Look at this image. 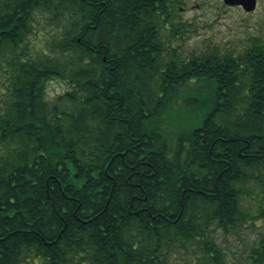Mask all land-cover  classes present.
<instances>
[{
	"label": "trees",
	"instance_id": "trees-1",
	"mask_svg": "<svg viewBox=\"0 0 264 264\" xmlns=\"http://www.w3.org/2000/svg\"><path fill=\"white\" fill-rule=\"evenodd\" d=\"M179 3L0 0V264H215L249 222L264 35L182 58Z\"/></svg>",
	"mask_w": 264,
	"mask_h": 264
},
{
	"label": "rangeland",
	"instance_id": "rangeland-1",
	"mask_svg": "<svg viewBox=\"0 0 264 264\" xmlns=\"http://www.w3.org/2000/svg\"><path fill=\"white\" fill-rule=\"evenodd\" d=\"M179 12L176 21L186 24L185 32L176 38H171L167 46L176 49L183 57L191 53L206 52L210 49L239 52L250 46L251 42L264 35V20L258 11L253 15H244L236 10L229 12H219L215 0H180L178 4ZM168 31L165 30V35ZM65 86L56 81H51L48 85L47 96L53 98L61 93ZM204 103L203 110L209 107L211 97V87L201 89ZM197 98L193 92H185L180 100L192 102ZM258 184L251 182L245 186V196L241 198V206L247 210L249 222L264 221L263 214H259L260 203L264 209V200L258 202L260 189ZM262 198V197H261ZM234 236L225 237L227 241L233 240ZM216 240L221 245L222 239L217 235ZM181 262V259L176 261Z\"/></svg>",
	"mask_w": 264,
	"mask_h": 264
},
{
	"label": "flooded vegetation",
	"instance_id": "flooded-vegetation-1",
	"mask_svg": "<svg viewBox=\"0 0 264 264\" xmlns=\"http://www.w3.org/2000/svg\"><path fill=\"white\" fill-rule=\"evenodd\" d=\"M215 1L221 13L236 10L244 15H253L259 11L262 15L260 18L264 20V0H246V2H254L255 8L250 12L245 11L243 5H229L224 0ZM229 236H234L233 240L225 239ZM220 239H222L221 245L216 241L222 251L207 255L216 259L215 264H264V221L246 222L237 233L221 235Z\"/></svg>",
	"mask_w": 264,
	"mask_h": 264
},
{
	"label": "water",
	"instance_id": "water-1",
	"mask_svg": "<svg viewBox=\"0 0 264 264\" xmlns=\"http://www.w3.org/2000/svg\"><path fill=\"white\" fill-rule=\"evenodd\" d=\"M224 2L229 5H243L247 12L253 11L255 8L254 2H246V0H224Z\"/></svg>",
	"mask_w": 264,
	"mask_h": 264
}]
</instances>
